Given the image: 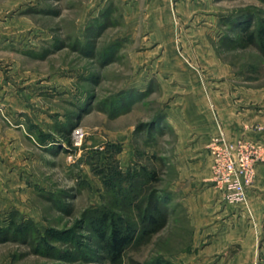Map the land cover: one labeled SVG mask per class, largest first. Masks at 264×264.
<instances>
[{"label":"rangeland","instance_id":"rangeland-1","mask_svg":"<svg viewBox=\"0 0 264 264\" xmlns=\"http://www.w3.org/2000/svg\"><path fill=\"white\" fill-rule=\"evenodd\" d=\"M96 2L0 0V66L13 65L20 84L33 87L26 112L33 121H21L39 129L29 134L26 159L0 173V264H264V216L259 224L247 207L240 221L235 207H246V193L230 202L220 191L219 203L209 191L216 187L213 177L205 185L189 175L193 163L181 160L176 135H161L159 113L170 114L181 89L160 97L156 83L175 71L150 60L134 68V54L105 52L123 7L97 12ZM187 4L209 10L212 46L178 48L187 71L177 73L195 74L204 90L227 81L256 102L250 95L264 90V36L257 34L264 0ZM238 25L256 32L253 44L239 39ZM194 37L177 33L175 39ZM244 96H235L238 105ZM0 119L15 123L3 109ZM74 128L84 133L78 147ZM104 212L134 232L116 262L91 225ZM150 214L154 224L145 219Z\"/></svg>","mask_w":264,"mask_h":264},{"label":"crops","instance_id":"crops-1","mask_svg":"<svg viewBox=\"0 0 264 264\" xmlns=\"http://www.w3.org/2000/svg\"><path fill=\"white\" fill-rule=\"evenodd\" d=\"M97 1L93 5L97 8V12L104 5L123 7L119 20L121 25L118 26L120 28L116 29L113 36H110L112 41L107 43L106 50H110L112 54H134L131 56L134 68H141L150 60V64L160 68H171L175 71L171 78L168 77L171 80L160 78L156 83L160 97L167 98L169 89H171L169 92L171 94L175 93L177 88L181 89L179 93H176L170 114L164 110L159 113L161 115L160 130L162 137L167 133L176 135V145L182 149L181 160L193 163L188 164L189 175H196L205 185L209 183L212 158L208 146L213 138L219 136H223L229 141L243 138L258 143L261 146V151L264 152L263 88H256L255 93L250 95L256 99L254 102L250 101V98L247 99L246 89L242 91L243 88H231L227 81L219 80L204 90L195 74L177 73L183 69L187 71L184 59L176 51L178 48L186 49L189 46L210 48L212 46L211 38L207 36L212 25L209 10L204 12L203 10L189 9L187 3H190L191 0ZM94 14L90 18L96 19ZM213 14L212 17L215 19L216 15ZM115 20L114 23H116ZM105 28L107 26H104ZM104 29L102 28L96 36H101ZM177 33L195 37L192 42L181 40V38L177 40L175 39ZM210 60L213 62L214 57H210ZM17 74L19 75L18 72H13V65H8V68L0 66V109H3L6 116L11 117L15 122L14 124L9 122V126L8 122L6 124L0 119V173L5 174L9 172L11 165L16 163L20 165V162L26 159L27 147L32 145L29 134L33 135V131L39 130L34 129L33 124L35 123H26L25 121V127L21 121L23 116L28 118L26 117L27 109L33 105L27 99V92H33V87L30 84L24 86L20 84L22 75L17 76ZM177 81L182 83L181 87L172 85ZM147 85L146 81L142 91H146ZM151 91L149 94L155 92L154 88ZM241 93L245 95L243 97L244 105L241 103L238 105L235 100L237 99L235 96ZM27 120L33 121L31 117ZM256 175L254 185L246 190V207L242 204H237L235 207H239L237 212L240 221L251 212L254 221L260 224L264 216L263 163H258ZM209 191L212 192L215 200L218 199L219 203L223 202L221 190L212 186ZM217 207L218 204L215 203L214 208ZM226 207L228 206L226 205ZM226 210L222 211V214Z\"/></svg>","mask_w":264,"mask_h":264},{"label":"built area","instance_id":"built-area-1","mask_svg":"<svg viewBox=\"0 0 264 264\" xmlns=\"http://www.w3.org/2000/svg\"><path fill=\"white\" fill-rule=\"evenodd\" d=\"M71 133L73 145L78 147L84 133L78 128L72 129ZM250 143L243 138L231 142L223 136L210 141L211 176L216 187L230 202L245 199V190L251 186L256 176L255 166L264 156L260 145L253 146Z\"/></svg>","mask_w":264,"mask_h":264},{"label":"trees","instance_id":"trees-1","mask_svg":"<svg viewBox=\"0 0 264 264\" xmlns=\"http://www.w3.org/2000/svg\"><path fill=\"white\" fill-rule=\"evenodd\" d=\"M236 29L237 31L239 30V39H243L247 44H253L256 38V32L255 34L250 33L247 26L241 27L238 25ZM257 34L260 37L264 36V26L259 28ZM262 47L263 46L261 45V48ZM108 51L109 50H106L105 52ZM149 177L154 179L153 174H150ZM158 215L160 216L161 214L158 212ZM113 218V216L109 217L108 214L104 212L102 216L99 217L98 220L92 222L91 225L94 227L99 241L102 244V250H104L106 255L111 258V261L116 262L119 260L125 247L133 239L134 232L129 226H122L123 223L120 220L116 221ZM145 219L149 224H154L157 221L153 214L145 216Z\"/></svg>","mask_w":264,"mask_h":264}]
</instances>
